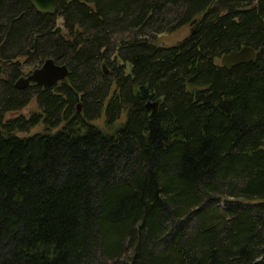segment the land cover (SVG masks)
<instances>
[{
	"label": "trees",
	"instance_id": "16d2710c",
	"mask_svg": "<svg viewBox=\"0 0 264 264\" xmlns=\"http://www.w3.org/2000/svg\"><path fill=\"white\" fill-rule=\"evenodd\" d=\"M57 6L0 0V264H264V0Z\"/></svg>",
	"mask_w": 264,
	"mask_h": 264
},
{
	"label": "water",
	"instance_id": "95a60500",
	"mask_svg": "<svg viewBox=\"0 0 264 264\" xmlns=\"http://www.w3.org/2000/svg\"><path fill=\"white\" fill-rule=\"evenodd\" d=\"M36 10L43 14H49V15H56L58 14V6H57V0H30ZM256 56L255 49L251 47H243L239 51L231 52L227 55H225L221 59V63L225 67H235L240 64L249 63L254 60ZM54 70H58L60 72L59 75L55 73L54 77L51 80H48L49 82L43 81L45 79L46 75H49L50 72H54ZM107 73V71H106ZM68 74L67 68L64 67H58L55 65L54 61L48 60L44 66L41 69H36L34 73H31L28 77H21L17 83L16 87L20 90L26 89L32 82L48 88L50 86L55 85L60 80H65L66 76ZM159 102L157 103H149L147 104L148 110L156 111V108L158 107ZM80 111V108H79Z\"/></svg>",
	"mask_w": 264,
	"mask_h": 264
},
{
	"label": "rangeland",
	"instance_id": "374dc122",
	"mask_svg": "<svg viewBox=\"0 0 264 264\" xmlns=\"http://www.w3.org/2000/svg\"><path fill=\"white\" fill-rule=\"evenodd\" d=\"M58 25H61V20L58 21ZM189 31H190V28L186 27V28L182 29L181 31H179L177 33H173V34L165 33V34L159 35L156 38V43H158V44H160L162 46L175 45L178 42H180L181 40H183L189 34ZM217 63L221 64V60L220 59L217 60ZM39 67H37V68H39ZM37 68H35V69H37ZM110 69H111L110 66L109 67L107 65L105 66V71H107V74H109ZM34 70L33 69H26V71L24 72V76H22V77H27ZM129 70L130 69L128 68V71ZM38 111H39V108H38L36 99H33L32 102L30 103V105L27 108H25L24 110H22L19 113L9 114L8 117H10V118L19 117V116L28 117L31 113L38 112ZM149 111H153V110L151 109ZM103 124H104V121L96 122V125H98V126H101ZM42 131H43V126L40 125V126L34 128V129H32L30 132L20 133V134L21 135H26V136L27 135L31 136V135H34V134H37V133H41Z\"/></svg>",
	"mask_w": 264,
	"mask_h": 264
},
{
	"label": "bare ground",
	"instance_id": "6f19581e",
	"mask_svg": "<svg viewBox=\"0 0 264 264\" xmlns=\"http://www.w3.org/2000/svg\"><path fill=\"white\" fill-rule=\"evenodd\" d=\"M233 52H234V51H233ZM255 52H256V51H255ZM223 57H224V56H223ZM223 57H222V58H223ZM255 57H256V56H255ZM254 59H255V58H254ZM49 60L54 61V60H52V59H49ZM47 61H48V60H46V61H45V62H44L39 68H37V69H41ZM54 63H55V65L58 66V67H64V66H60V65L56 64L55 61H54ZM221 64H222V63H221ZM105 66H106V65H104V70H105ZM237 66H238V65H237ZM65 67H66V66H65ZM66 68H67V67H66ZM35 70H36V69H35ZM35 70H34V71H35ZM67 70H68V69H67ZM34 71H32V73H34ZM55 73H56L57 75L60 74V72H59L58 70H54V72L52 71V72H50L49 75H46V76H45V79H43V81L49 82L48 80H51V79H52V78L49 79V77H54ZM105 73H106V71H105ZM30 74H31V73H30ZM30 74H29V75H30ZM106 74H107V73H106ZM29 75H28V76H29ZM28 76H27V77H28ZM67 77H68V74H67L65 80L67 79ZM65 80H60V81H58L55 85L50 86V87H48V88L54 87V86H56L57 84H59L60 82L65 81ZM32 84H35V83L32 82L30 85H32ZM30 85H29V86H30ZM35 85H37V84H35ZM29 86H28V87H29ZM38 86H40V85H38ZM28 87H27V88H28ZM42 87H44V85H43ZM27 88H26V89H27ZM45 88H46V87H45ZM79 108H80V111H81V106L78 107V110H79Z\"/></svg>",
	"mask_w": 264,
	"mask_h": 264
}]
</instances>
